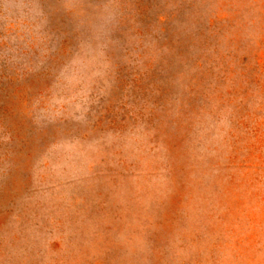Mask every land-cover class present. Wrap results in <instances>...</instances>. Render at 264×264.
Listing matches in <instances>:
<instances>
[{"label":"rangeland","instance_id":"rangeland-1","mask_svg":"<svg viewBox=\"0 0 264 264\" xmlns=\"http://www.w3.org/2000/svg\"><path fill=\"white\" fill-rule=\"evenodd\" d=\"M0 264H264V0H0Z\"/></svg>","mask_w":264,"mask_h":264}]
</instances>
